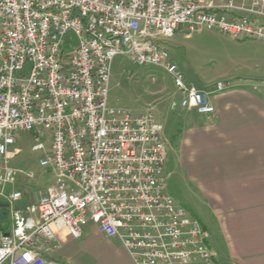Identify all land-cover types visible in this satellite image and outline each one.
Here are the masks:
<instances>
[{
	"label": "built area",
	"instance_id": "obj_1",
	"mask_svg": "<svg viewBox=\"0 0 264 264\" xmlns=\"http://www.w3.org/2000/svg\"><path fill=\"white\" fill-rule=\"evenodd\" d=\"M215 30L264 42V0H0V197L10 229L0 230V264H60L36 250L60 231L78 240L92 223L133 264H216L209 234L166 191V148L152 107L132 115L108 101L112 60L129 56L172 80L169 108L212 115L206 91L187 82L159 44ZM52 133L39 160L55 181L34 205L6 195L10 151L21 132ZM31 172L27 177H32Z\"/></svg>",
	"mask_w": 264,
	"mask_h": 264
},
{
	"label": "crops",
	"instance_id": "obj_2",
	"mask_svg": "<svg viewBox=\"0 0 264 264\" xmlns=\"http://www.w3.org/2000/svg\"><path fill=\"white\" fill-rule=\"evenodd\" d=\"M240 87L214 99L212 115L182 109L183 125L169 138L162 128L164 170L170 159L175 161L205 211L197 217L226 264H264V85ZM10 226L0 197V230ZM42 243L36 246L40 255L60 264H133L123 247L92 223L78 240L60 231L54 241Z\"/></svg>",
	"mask_w": 264,
	"mask_h": 264
},
{
	"label": "rangeland",
	"instance_id": "obj_3",
	"mask_svg": "<svg viewBox=\"0 0 264 264\" xmlns=\"http://www.w3.org/2000/svg\"><path fill=\"white\" fill-rule=\"evenodd\" d=\"M183 31L184 29L180 28L173 37L163 39L159 44L167 51L169 60L181 70L186 81L206 91L215 87L219 81L229 83L230 87L225 91L208 96L211 103L235 87L241 88L242 84L253 86L260 82L264 85L263 41L238 40L215 30H204L186 37ZM173 92L172 80L162 69L150 65H134L124 55L113 58L108 92L110 105L126 110L132 115L143 114L152 107L155 120L162 126L168 138L171 133H177L181 129L182 114L186 111L183 112L180 107L174 110L169 108ZM189 111L196 113L194 110ZM35 136V131L18 133L14 145L9 148L10 151L17 152L6 164L14 175L11 184L6 186L5 193H21V200L17 201L16 205H34L55 181L50 167H41L39 164V160L51 150L52 133L45 131L42 134L40 139L44 149L39 151L32 149L36 144ZM28 172L33 176L27 177ZM164 177L166 191L174 203L205 229L200 222H204L203 219L197 217L199 210L205 211L192 195L190 187L183 183L175 161L173 163L170 159L167 162ZM208 246L219 254L215 263L226 264L220 256L221 249L210 235Z\"/></svg>",
	"mask_w": 264,
	"mask_h": 264
},
{
	"label": "bare ground",
	"instance_id": "obj_4",
	"mask_svg": "<svg viewBox=\"0 0 264 264\" xmlns=\"http://www.w3.org/2000/svg\"><path fill=\"white\" fill-rule=\"evenodd\" d=\"M127 58L129 59V56H127Z\"/></svg>",
	"mask_w": 264,
	"mask_h": 264
}]
</instances>
